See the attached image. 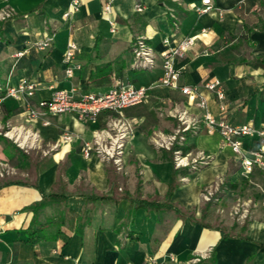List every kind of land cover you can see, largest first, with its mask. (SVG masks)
Instances as JSON below:
<instances>
[{"label": "crops", "instance_id": "1", "mask_svg": "<svg viewBox=\"0 0 264 264\" xmlns=\"http://www.w3.org/2000/svg\"><path fill=\"white\" fill-rule=\"evenodd\" d=\"M78 1V10L63 17L71 0H0V14L8 15L0 18L3 88L27 80L34 86L29 101L37 108L56 90L86 93L127 83L152 87L143 104L119 114L102 111L93 122L80 121L75 113L53 116L45 111L27 121L24 95L2 99L0 129L10 124L36 133L42 161L36 174L27 170L10 180L18 183L0 182V264H198L200 259L211 264L212 255L213 264H264V168L255 165L245 174L219 134L204 127L170 151L152 144L156 134L177 128L168 115L174 109L196 118L210 113L232 124L258 127L264 122V0H211L212 9L203 14L194 10L201 0H141L142 12H134L131 0H114L107 14L104 0ZM44 34L53 38L39 49L35 44ZM186 36L195 39L184 57L174 60L181 69L178 85L197 86L204 109L197 98L157 84L163 38L174 45ZM139 37L154 50L150 70L130 68L131 46ZM69 44L75 45L74 60L81 67L66 77ZM95 77L100 86L89 84ZM213 80L221 82L224 112L203 87ZM111 118L133 125L122 172L80 153L83 142ZM64 135L70 139L63 140ZM244 145L249 151L264 148V138L248 137ZM4 147L0 142L1 151ZM174 150L188 159L198 153L205 158L198 169L176 168ZM207 191L213 200L203 199ZM235 192L251 195L234 201ZM49 193L72 197L47 203L38 213L28 209ZM136 199L168 200L180 213L131 210ZM238 208L247 213L236 214ZM33 220L35 226L46 225L34 236L38 242L29 243L33 237L26 231ZM56 225L64 236L55 235Z\"/></svg>", "mask_w": 264, "mask_h": 264}, {"label": "built area", "instance_id": "2", "mask_svg": "<svg viewBox=\"0 0 264 264\" xmlns=\"http://www.w3.org/2000/svg\"><path fill=\"white\" fill-rule=\"evenodd\" d=\"M114 0H104L103 14L110 11L111 4ZM134 12H142L143 4L141 0H131ZM79 1L71 0L70 9L63 14L67 17L71 12L78 10ZM212 9L211 0H201L200 5L194 10L198 14H203ZM8 17L6 14H0V18ZM173 18V15H171ZM176 26V24H175ZM52 34H44L43 39L38 41L35 46L39 49L48 47L52 41ZM195 36H186L174 45L168 38L162 40L163 50L159 53L161 57V75L157 80V84L168 88H177L183 95L188 98H197V106L200 109L205 108V99L199 94L197 86H179L178 81L181 76V69L174 66V60L183 58L185 53L193 46ZM74 44H69L64 55L65 75L71 77L74 70L80 69V64L74 60ZM131 63L130 68L135 71L150 70L155 63V54L153 48L147 43L143 37L137 38L131 46ZM152 87V86H150ZM150 87L134 86L130 83L113 86L105 91H95L86 93H77L75 88L70 91L56 90L48 99L37 102V108L33 107L29 99L33 96L34 86L27 80H22L16 88L4 89L0 85V103L6 96H17L22 94L27 100L24 102V111L22 116L31 121L40 115V111H45L50 115L57 116L65 113H75L80 121H95L102 111H109L119 114L123 109L143 104L147 99V91ZM203 87L214 94L219 103V111H225L224 91L219 80H213L204 83ZM264 96V91H263ZM169 117L176 120L177 128L171 134H156L152 139V144L156 148L172 150L175 144L184 141L186 136H193L200 127L212 134H219L224 145L228 146L232 153L236 156L240 166L245 174H250L254 166L264 168L263 147L257 150H247L244 140L248 137L264 138V122L258 127L251 124H232L223 117H215L210 113H204L201 118L192 117L186 110H173L168 113ZM3 137L12 139L16 142L17 133L22 130L23 133L30 135V142L16 145L27 152L31 147L38 146V137L23 127H14L6 124ZM12 132L13 138L8 134ZM1 134V133H0ZM133 134V125L131 122L121 118H111L101 129L94 130L89 141H84L81 147V155L84 159L96 157L103 163L110 164L118 172L124 169V160L127 153L129 140ZM63 140H69V135L62 136ZM55 147V146H54ZM174 163L176 168H189L191 170L198 169L197 164H202V153H198L196 157L187 158L181 156L180 150H174ZM14 168L7 162L0 161V180L12 175ZM205 201H211L214 194L207 191L202 195ZM242 211V216L247 213L245 208H238L235 212L238 214ZM240 215V216H241ZM56 253V251H53ZM81 264V263H77Z\"/></svg>", "mask_w": 264, "mask_h": 264}, {"label": "trees", "instance_id": "3", "mask_svg": "<svg viewBox=\"0 0 264 264\" xmlns=\"http://www.w3.org/2000/svg\"><path fill=\"white\" fill-rule=\"evenodd\" d=\"M139 71H143V70H139ZM101 79L98 77H95L93 79H91L89 81V84L94 85V86H100L101 84L99 83ZM0 85L2 86V84L0 83ZM3 87V86H2ZM0 142L8 143V140L3 138L2 136H0ZM4 153V155L6 156V160H9L12 162V165H16L17 167H19L22 170H28V171H34L35 174L37 173V169L39 167V164L41 163L42 159L40 158L39 154H35V157L32 158V156L30 155H26V154H20L19 156H9V152L6 151V149H3L2 151ZM22 153V152H21ZM13 155V154H12ZM15 160V163H13V159ZM2 185H6L9 183H18L17 181H1ZM173 190V185L170 184L168 187V191L166 193V199L169 198L171 191ZM72 196H68V197H59L58 195H55L53 193H49L47 196L42 197L41 200L37 203H35L34 205L30 206L28 209H30L33 213H38L47 203L50 204H57V203H65L67 202ZM100 199H107V200H113L112 197H105V196H101ZM85 200H95V198L92 197H85ZM137 200V199H136ZM167 202H163V203H158L156 201H146V200H137L135 202V200H131V204L135 203V205L131 208L132 209H137V208H144L145 210H160V209H165V210H171L173 211L175 214L180 213V209L177 208L175 205L170 204L168 202V200H166ZM67 211V206L65 205L63 207V213ZM130 212V211H129ZM192 221H195L191 218ZM47 223H51V221H48ZM44 225H46L45 223H38L35 226V220H33V222L31 223L30 227L27 229L26 233L28 236H32L33 238H28L26 240V242L29 243H36L38 242V240H36L34 238L35 234L38 232H43L44 229H42L44 227ZM57 228V232L55 233L56 236H64L61 232H60V226L56 225ZM68 240V238H64V241L66 242ZM207 260H199L198 264H203L206 263ZM211 264H213V255L211 256Z\"/></svg>", "mask_w": 264, "mask_h": 264}, {"label": "rangeland", "instance_id": "4", "mask_svg": "<svg viewBox=\"0 0 264 264\" xmlns=\"http://www.w3.org/2000/svg\"><path fill=\"white\" fill-rule=\"evenodd\" d=\"M4 128V127H3ZM6 129H0V136L3 137V132L5 131ZM5 139L8 140V143H5L4 144V149H6L7 152H9V156H19L20 154H26V155H30L32 156V158L35 157V154L37 152H40L41 150V147L40 145L39 146H36V147H31L27 150V152H25L24 150H21L17 145H16V142H14L12 139H8L6 137H3ZM22 152V153H21ZM35 152V153H34ZM13 154V155H12ZM15 158L13 159V163H15ZM0 161H4V162H7V164H9L10 166H12L14 168V172L12 175L8 176V177H5L3 179L0 180L1 181H8V180H13V179H17L19 177H21L20 175L23 173V171H27V170H22L20 169L19 167H17L16 165H12V162L9 161V160H6V156L4 155V153L1 151L0 149ZM264 185V184H263ZM245 195H251L250 192H245V194H240V193H237L235 192L234 193V196H233V200L235 201L236 199L238 198H245L246 196Z\"/></svg>", "mask_w": 264, "mask_h": 264}, {"label": "bare ground", "instance_id": "5", "mask_svg": "<svg viewBox=\"0 0 264 264\" xmlns=\"http://www.w3.org/2000/svg\"><path fill=\"white\" fill-rule=\"evenodd\" d=\"M8 135L12 138L14 137L12 132H10ZM29 136L30 135H27V133H23L22 130H19V132L17 133L16 142H18L20 145L27 144L30 142Z\"/></svg>", "mask_w": 264, "mask_h": 264}]
</instances>
